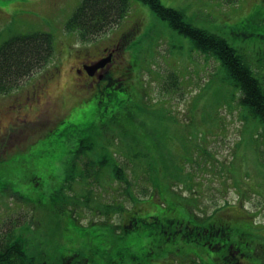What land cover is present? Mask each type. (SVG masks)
I'll return each instance as SVG.
<instances>
[{
    "label": "rangeland",
    "instance_id": "374dc122",
    "mask_svg": "<svg viewBox=\"0 0 264 264\" xmlns=\"http://www.w3.org/2000/svg\"><path fill=\"white\" fill-rule=\"evenodd\" d=\"M82 1L0 0V46L13 35L37 31L50 33L53 40L48 57L16 88L0 93V159L18 147L26 152L31 145L27 156L49 148L52 136L45 135L70 111L97 106L99 113L106 105L75 71L85 51L93 55L118 41L119 54L135 64L132 73L121 76L125 81L119 88L127 91L118 94L119 103L108 102L89 129L75 123L60 137L63 144L53 153L62 165L43 162L52 159L49 154L32 155L40 169L21 179V171L6 167L15 159L0 160L1 231L16 223L14 236L25 242L31 264H52L64 236L73 234V241L81 231L88 235L110 226L112 238L122 240L128 235L121 232L122 224L131 216L165 221L181 208L179 221L193 216L200 226L213 222L211 230L229 226L233 236L237 224L229 223L237 219L244 226L237 235L264 250V120L241 104L240 84H234L218 58L197 50L188 35L139 0H129L126 16L99 34L67 31L65 23ZM159 1L180 11L190 26L233 47L264 90V0ZM128 64L123 65L128 69ZM66 138L75 144L84 139L77 155L72 156L77 148ZM156 223L162 234V222ZM177 240L172 238L173 249L157 253L155 262L168 264L176 253L173 264H201L193 251L179 253V246L193 249ZM109 248L102 254L107 259L114 251ZM260 249L253 257L264 264ZM72 250L78 252L66 245L65 252ZM74 257L73 264L78 254Z\"/></svg>",
    "mask_w": 264,
    "mask_h": 264
},
{
    "label": "trees",
    "instance_id": "16d2710c",
    "mask_svg": "<svg viewBox=\"0 0 264 264\" xmlns=\"http://www.w3.org/2000/svg\"><path fill=\"white\" fill-rule=\"evenodd\" d=\"M139 1L148 4L152 11L156 15L166 19L171 27L182 34L188 35L192 39L194 47H196L197 50L206 54H213L216 58H218L226 67L227 75L233 80L234 84H240L239 87L243 96L241 99L242 103H240L248 109L249 113H251L253 116H256L259 121L264 120V90L262 89V86H260V82L253 75V73L250 74L249 70L245 67L246 65L241 62V55L233 47L229 46L223 39L214 36L212 33L190 26L183 20L182 13L180 11L163 6L159 0ZM224 1L226 3H233L236 0ZM128 2L129 0H83L66 21L65 29L71 32L77 31L79 36L89 34H92L90 36H94V33L99 34L126 16L129 11ZM52 41V35L50 33H39L38 31L13 35L4 41L0 46V93H4L3 91H5L7 88H16V84L19 82V80H21L22 77L26 75L28 76L29 73L38 65V63L41 64V60L48 57L52 50ZM134 66L135 64L133 61H130L131 73ZM125 90L126 89L123 88L119 92H110L109 94L107 93L108 95L102 99L104 101L103 104L106 105L100 108L101 111L99 113L97 112L99 109L97 106H93L91 109L84 111H75L73 113L70 111V116L67 119L56 122L55 126L51 128L45 135L52 136L50 138V142H46L49 148L44 147L42 151L34 150V153H32L30 156L32 157V155L39 156L42 154H49L52 156V159H48L43 162H48L49 165H52L54 168L56 164L62 165V159H54L53 152L57 151L62 146L63 141L60 139V137L64 134V132L74 128L75 123L85 125L87 126V129H89L92 126V123L95 121L94 118L100 117L99 114H101L102 110L108 106L107 103L111 102L114 105L116 102L119 103L120 100H118V94L124 92ZM82 115L84 118H86L84 121L82 120ZM73 116L74 120H72ZM44 137H42V139ZM67 140L72 141L70 138L65 139V141ZM83 141L84 139L82 140V138L78 144H75L72 141L74 146L77 148L76 151L72 152V156L77 155V153L80 151V143ZM38 142L39 139L35 140L32 144H38ZM30 146L31 145L27 147V151L30 150ZM27 151L24 152L20 149V147H18L12 150L10 155L0 159L2 163L7 161V159L10 161L15 159L17 162L16 164L13 163L10 166H5L8 169H11V171L12 169L21 171V179L26 178L31 169L34 171H38L37 169H40L37 167V163H32L33 160H30L31 157L27 156ZM17 159L19 160L17 161ZM46 165L47 164L44 166ZM6 167H4L5 170ZM50 170L53 169L51 168ZM51 172L52 171H48V179L49 181L53 182L54 175ZM38 174L39 173L32 176L31 178H36L35 176ZM68 176H65V178ZM59 187L61 188V186H58L57 189ZM155 188H158L157 182H155ZM56 191H52L53 193L51 197L55 196ZM20 199L22 200V197H20ZM178 210H175L173 213V215L175 214V217L165 218V221L169 223H171L172 220L179 221L176 219V217H179V214L180 216H184V214ZM243 218L244 220L241 221V223L246 222V218ZM185 219H191V221L195 222V225H193L195 227L191 229L192 232H184L181 235L184 238L183 240L190 238V242L184 243L193 249L192 251L194 256L199 258L197 260L201 262V264H260L257 263L253 257V254L257 256L258 253L256 250L260 248L254 245L248 246V244L244 242L245 239L242 236L237 235L239 234L240 230L244 228V226H240V224L236 223L238 222L237 219L236 221L235 219H232L229 223L237 224L234 228V236L233 232L232 234L228 232L229 226H227V229L221 227L211 230V228H214L213 222L209 221V225L200 226L197 222L198 219L193 216H187ZM149 220H138L140 227L135 232V234H137L135 235L136 237L130 238L133 239L131 241L139 242L140 239H142V237L145 235L153 238L156 237V235L153 234L155 230L152 229V224H155L156 227L157 224L156 222H152L154 219L151 220L152 223H149ZM14 222L12 221V223ZM179 222L182 223V219ZM14 224L6 225L10 228L5 232L1 231L0 227V264H31L26 254L25 242L19 236H14L15 233L12 230L15 226ZM184 225L185 227L188 226L187 224ZM111 226L113 227V225ZM230 230L232 231L231 228ZM109 231L112 233L114 232L110 226L105 229L97 228L95 232L93 231L88 235L86 234V230L81 231L78 233V235L74 234L73 242L77 240V237L84 238V246L82 249L83 255H86L88 252H93L95 253L94 255H98V253L101 251H105V246L110 247L109 249H114L112 252L115 254L114 252L120 250L127 240H117L114 238L111 240L109 238ZM223 231L225 235L222 236ZM72 235L73 234H69L68 236H64L62 239H71ZM210 249L214 251L217 250L218 253L210 254ZM261 252L264 254V250H261ZM104 259L105 261H108L106 257H104ZM108 259L110 260V258Z\"/></svg>",
    "mask_w": 264,
    "mask_h": 264
},
{
    "label": "flooded vegetation",
    "instance_id": "af4514ba",
    "mask_svg": "<svg viewBox=\"0 0 264 264\" xmlns=\"http://www.w3.org/2000/svg\"><path fill=\"white\" fill-rule=\"evenodd\" d=\"M119 45L120 44L118 43V41H109L108 45L99 47L98 51L93 55L86 54L85 51L82 55L83 58L78 61L79 65L77 66L75 71L77 74L84 76L85 83L89 84L92 87H95L94 93L92 95L101 94V98L104 99L105 96L110 92L114 93L121 90V88L119 87L125 81L121 76H123L124 73H126L128 70L124 68L123 71V64L129 60L127 58L125 59L119 54ZM156 221L162 222V225L165 228V230L162 231V234L160 233L161 225L156 223L157 227L156 225L152 226L155 227V231L153 232V234L156 235L155 238L145 235L144 237H142V239H140L139 242L131 241L133 239L130 238L136 237L135 235L137 234H135V232L140 227L138 219L131 216L127 220V223H123L121 227V232L128 233V235L122 240L127 241H125L120 250L114 252L117 255L112 254L110 260L107 259L108 261H105V256L102 255L108 250L105 249V251H101L100 253H98V255H94L95 253L92 252V256L90 257L89 255H83V237H77V240L75 242L64 238L65 244L61 247V252L57 255L56 260L52 264H73L71 262L74 260V254L76 253L78 254V257H76L78 262L75 264H157L155 262L157 260L156 254L170 253V248L173 249V244L171 243L173 242L172 238L176 240L178 239V242H185V240H183V236L181 235L184 233V228L192 232L191 229L195 226H193L191 219L186 220L185 218L182 219V223L176 220H172L171 223L166 221L163 222V220L160 219L152 220V222ZM184 224H187L188 226L185 227ZM165 232L167 234H171V236H164L163 233ZM109 238L111 240L113 239L112 234H110ZM66 245L70 248L75 247L78 252L74 250H72V252H65ZM182 248L183 246L178 247L179 253L190 254V252L192 251L189 249L187 251H182ZM42 251L43 250H41V252ZM175 254L176 253H172V256L174 258H172L168 264H173L172 260L175 259ZM46 255H43L41 253V257H46ZM192 255L194 256V253ZM191 264H193V261H191Z\"/></svg>",
    "mask_w": 264,
    "mask_h": 264
}]
</instances>
